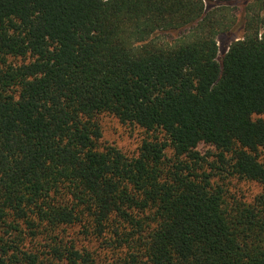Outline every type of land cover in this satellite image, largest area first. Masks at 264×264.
I'll list each match as a JSON object with an SVG mask.
<instances>
[{
	"label": "trees",
	"instance_id": "16d2710c",
	"mask_svg": "<svg viewBox=\"0 0 264 264\" xmlns=\"http://www.w3.org/2000/svg\"><path fill=\"white\" fill-rule=\"evenodd\" d=\"M233 2L0 0V264H264V0L219 60Z\"/></svg>",
	"mask_w": 264,
	"mask_h": 264
},
{
	"label": "rangeland",
	"instance_id": "374dc122",
	"mask_svg": "<svg viewBox=\"0 0 264 264\" xmlns=\"http://www.w3.org/2000/svg\"><path fill=\"white\" fill-rule=\"evenodd\" d=\"M258 0H234L231 6L230 15L235 19L233 26L221 33L218 37L219 44V60L227 52L229 46L236 40L241 39L245 34L244 19L246 15V8L250 4ZM98 122L102 129V145H113L129 155L138 153V149L143 139L147 137V133L136 125L123 124L113 116L102 114L98 116ZM210 148L206 145H201L199 150L202 154H206ZM171 154V153H169ZM215 158L210 157L209 161L212 162ZM217 183L223 185L227 191L228 198H236L243 201L251 202L258 194L263 192V186L256 182L240 180L238 178L229 177L222 179V176L217 177ZM79 227L68 228L64 235L68 238H79ZM67 238V239H68ZM86 241L84 242V244ZM93 243V242H92ZM97 249L96 244H91ZM99 256L105 257L109 253L99 249Z\"/></svg>",
	"mask_w": 264,
	"mask_h": 264
}]
</instances>
